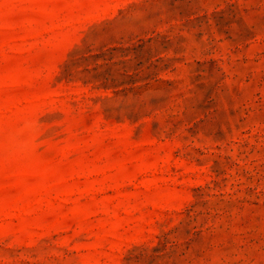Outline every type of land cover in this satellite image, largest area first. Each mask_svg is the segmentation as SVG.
<instances>
[{
    "label": "rangeland",
    "instance_id": "obj_1",
    "mask_svg": "<svg viewBox=\"0 0 264 264\" xmlns=\"http://www.w3.org/2000/svg\"><path fill=\"white\" fill-rule=\"evenodd\" d=\"M0 264H264V0H0Z\"/></svg>",
    "mask_w": 264,
    "mask_h": 264
}]
</instances>
